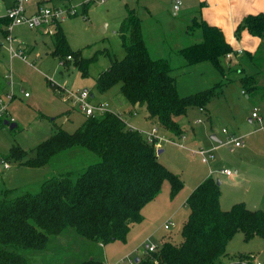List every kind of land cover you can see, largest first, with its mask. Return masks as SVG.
Returning <instances> with one entry per match:
<instances>
[{
	"label": "trees",
	"instance_id": "trees-1",
	"mask_svg": "<svg viewBox=\"0 0 264 264\" xmlns=\"http://www.w3.org/2000/svg\"><path fill=\"white\" fill-rule=\"evenodd\" d=\"M92 0L81 3V14L87 17ZM65 2V3H64ZM40 0L37 5H69L70 0ZM9 20L0 17L5 27ZM5 24V25H4ZM246 30L264 44V12L248 13L234 29L235 36ZM198 31L200 39L178 48L175 53L184 59V65L207 60L223 74L220 58L235 52L225 39L222 30L194 16L187 23L185 32ZM123 56L117 59L104 48L109 58L105 69L95 78V88L104 92L118 84L122 96L129 102L127 111L136 113L143 108L146 118L171 136L181 137L183 129L179 119L188 107L197 106L205 110L212 98L222 94L223 81L196 92L180 95L176 89L175 67L167 58H154L144 43L141 20L133 8L126 13L117 28ZM7 31L4 29V35ZM53 49L65 69L76 68L82 76L88 74V66L96 60L98 53L84 57L79 49L69 46L61 22L54 24ZM254 62L260 48L246 52ZM180 66V67H181ZM229 66V64L227 65ZM239 83L246 97L257 95L264 98L259 75L240 69ZM1 94V93H0ZM72 131L57 127L48 137L30 150L12 145L0 160L18 161L19 165L41 166L70 158L78 149L97 156L91 163L80 164L46 177L36 192L16 193L0 181V264H32L29 253L51 252L49 238L67 230L74 234L70 245L59 246L43 264H59L61 254L69 253L80 243L88 241L100 246L114 241L126 242L132 223L143 219L141 210L153 200L164 181L169 184V197L174 198L183 183L157 158L154 142H149L138 129L133 128L118 111L106 110L95 117H87ZM12 121L6 116L0 117ZM4 124V123H3ZM16 126V125H15ZM220 183L211 175L205 177L187 195L184 203L187 217L181 227V241L173 243L162 238L156 249L145 250L133 264H216L224 255L228 240L236 231H241L244 240L258 235L264 238V211L248 208L243 202L233 203L223 210L219 203ZM69 228V229H68ZM76 241V242H75ZM97 245V244H96ZM99 256L89 254L79 259L70 258L71 264H105ZM251 253H238L227 264L251 262ZM135 259V258H134Z\"/></svg>",
	"mask_w": 264,
	"mask_h": 264
},
{
	"label": "rangeland",
	"instance_id": "rangeland-1",
	"mask_svg": "<svg viewBox=\"0 0 264 264\" xmlns=\"http://www.w3.org/2000/svg\"><path fill=\"white\" fill-rule=\"evenodd\" d=\"M8 1L3 0L4 3ZM36 1L28 0L25 7ZM83 1L87 0H70V5L76 8L77 14L60 22L69 46L79 49L82 56L89 57L102 50L96 60L89 64L86 76H82L72 66L68 69L61 66L58 56L51 53L53 49L51 33H44L42 29L29 28L22 24L14 25L8 33L15 37L13 44L23 48L24 54L28 49L26 60L12 58L10 61L4 35L7 24H4L5 27L0 25V90L3 88L15 93L4 116L16 123L13 128L8 124H0V156H5L10 147L16 144L27 151L32 149L57 127L67 131L75 128L82 114L76 112V115L67 117L68 103L58 94V85L78 89L88 88L93 93L92 104L107 102L111 110L120 112L123 118L143 136L150 131L154 125L146 118L143 108L136 113L128 114L127 111L131 107L120 93L118 84L104 92H99L95 88L97 74L109 63V58L104 54L103 49L106 48L111 56L117 59L123 56L116 31L126 13V7L133 8L140 18L144 43L150 55L154 58H167L170 65L175 67L171 74L175 77L176 89L180 95L207 88L220 80L223 84L222 94L212 98L207 109L200 110L197 106L188 107L186 114L179 119L184 130L181 137L171 136L162 128L156 127L155 134L161 137L156 139L157 149H161V152L157 153V158L182 180L183 186L179 193L171 199L169 184L164 181L151 203L153 205H149L152 210L149 212V220L135 229L134 238L129 236L125 243L114 241L104 248V245L100 246L99 243L93 244L88 241L80 243L77 238L75 249L61 254L57 259L59 264H71L66 260L67 254L71 259L76 256L82 259L89 254L99 256L98 246L102 250L100 257L105 264H133L134 258L142 257L144 254L146 244L158 245L162 238L179 243L181 227L188 213L183 200L189 191L201 182L204 175H208V165L214 169L211 173L212 177L221 181L219 201L223 210L230 208L233 203L243 202L248 208H259L264 211V98H259L258 94L246 97L241 92L238 73L240 69L248 74L257 73L261 85L260 91H263L264 44L259 47L260 39L252 36L245 29L241 30L240 36H235L239 44H229L235 51L242 52V49L245 51L235 52L236 55L229 59L220 58L223 74L207 60L181 66L184 59L175 51L189 43L199 41L198 31L186 33L185 29L191 18L201 16L200 9L204 6L203 3H199L198 0H180L179 8L174 12L172 8L174 0H104L103 2L92 0L87 9V17L84 18L80 12ZM3 2L0 0V3ZM2 13L3 9H0V14ZM243 31L246 32L247 38L241 37ZM254 37L258 40L256 46H252L255 42ZM237 46L239 48L236 49ZM257 48H260L261 54L258 59L254 58L253 62L246 52L253 53ZM47 78L53 79L54 86L46 81ZM24 92L28 95L24 96ZM253 110L258 113V117L251 116ZM223 128L226 132H222ZM232 134L242 140L239 146L224 143ZM211 135H215L221 142L213 140ZM177 143H181L182 146ZM212 145H215L214 157L208 164L190 151L194 147L209 148ZM231 146H233L232 150ZM79 150L81 149L71 152L70 158L41 166L19 165L18 161L10 160L7 162L9 167L4 168V161L0 160L1 185L13 188L16 193L36 192L39 184L46 177L60 172L61 169L85 165L98 159L93 153L88 151L81 153ZM220 168H227L232 171V175L220 173L218 171ZM166 221L172 222L169 228L163 226ZM74 239L71 230L49 238L51 252L29 253L28 255H32L30 257L32 264H43L46 259L50 261L51 254L59 246L70 245ZM225 252L217 259L216 264H227L235 260L236 258L232 259V257L238 253H251L253 257L249 264H254V261L264 264V238L255 235L244 240L242 232L236 231L228 240Z\"/></svg>",
	"mask_w": 264,
	"mask_h": 264
},
{
	"label": "built area",
	"instance_id": "built-area-1",
	"mask_svg": "<svg viewBox=\"0 0 264 264\" xmlns=\"http://www.w3.org/2000/svg\"><path fill=\"white\" fill-rule=\"evenodd\" d=\"M28 0H13L12 4L9 5L5 9V13L3 16H5L9 22L5 27V30L7 31V34L5 36V40L7 42V51L9 53L10 58L18 57L22 60H26V55L23 52V48H20L19 46L16 47L13 43L15 41V38L8 33L11 28L14 25H25L29 28H35V29H42L44 33H52L54 31V24L57 21H62L65 18L69 16H73L77 14V10L72 5H41L37 7L33 12L28 13L25 7V4ZM104 0H100V2H103ZM180 0H174L172 4V8L174 12L179 8ZM85 18L86 16L83 15ZM235 52L241 53V50H236ZM235 52H229L225 55L226 58H231L233 55L235 56ZM46 81H48L51 85L54 86V81L51 78H47ZM58 94H60L61 98L65 100L68 104L69 109H75L80 111L83 115L87 117H95L102 112L106 110H110L109 105L107 102H99L97 104L91 103V95L88 89L82 88H69L63 85H58ZM243 92V90H241ZM14 92L11 90H7L0 94V117L7 114L8 105L11 102V100L14 98ZM28 93L24 92V96H27ZM251 116L256 118L258 117V113H256L255 110L251 112ZM156 126H153L150 131L146 132V135L144 134V137L149 142H154L155 147H158V143L156 142V139H160L161 137H158L156 132ZM223 132H226V130L223 128ZM168 141H173L172 139H166ZM226 144H233V146H239L241 144V140L238 137H235L233 134L229 135L227 140L224 141ZM179 146H182L181 143H177ZM214 147L210 148H202V147H194L191 148L190 151L193 154H197L200 157V160L204 163H207L214 157L213 154ZM3 167L8 168L9 165L7 162H3ZM220 173H224L225 175H231V171L224 168L218 170ZM213 170L209 169V173L211 174ZM172 225V222L166 221L163 226L164 228H169V225ZM146 249L149 251H153L156 249V244H146ZM252 262V261H251ZM244 264H249L246 261H243ZM254 264H260L259 261H254Z\"/></svg>",
	"mask_w": 264,
	"mask_h": 264
},
{
	"label": "crops",
	"instance_id": "crops-1",
	"mask_svg": "<svg viewBox=\"0 0 264 264\" xmlns=\"http://www.w3.org/2000/svg\"><path fill=\"white\" fill-rule=\"evenodd\" d=\"M3 2V0H1ZM38 1L40 0H37L35 3H33L32 5H30L29 7L26 8L27 12L28 13H31L33 12L37 7L41 6V5H44V4H41V5H37ZM199 3L201 2V4L203 3L204 6L201 7L200 9V14H201V17L207 21L208 23L210 24H214L216 26H218L224 36H225V39L230 43H238V39L235 37V34H234V29L236 27V25L240 22V20L242 19V17L248 13H257V12H260V11H263L264 12V0H198ZM13 2V0H9L7 3H0V9H3V13L0 14V17H2L5 13V9L11 5ZM243 34H241L242 38H247L246 36V32L243 31L242 32ZM244 35V36H243ZM15 38V37H14ZM255 38V37H254ZM254 38H251L252 40H254ZM257 38H255V44L252 43L253 45L252 46H256V43L258 40H256ZM15 42V41H14ZM239 44V43H238ZM236 49L239 48L238 46L235 47ZM234 49V48H233ZM28 49L26 50L25 52V55L27 53ZM245 50L242 49V52H244ZM241 52V53H242ZM248 52H251V51H248ZM16 59H20L18 57H14ZM9 59L11 61L12 58H10L9 56ZM22 60V59H21ZM14 61V59L12 60ZM23 61V60H22ZM31 64V63H29ZM68 69V68H67ZM8 72H10V69H8ZM9 74V73H8ZM7 75V73L5 74ZM4 75V76H5ZM69 88H72V87H69ZM85 89H88L86 87H84ZM8 89H1L0 90V93H3L5 91H7ZM89 92H90V95L91 97L93 98V93L91 92L90 89H88ZM15 94V93H14ZM15 96V95H14ZM91 98V100H92ZM11 103V102H10ZM9 103V104H10ZM9 107V105H8ZM69 111V113H66L67 117H71L72 115H76V112L82 114L80 111L78 110H75V109H67ZM128 110V109H127ZM66 111V112H68ZM146 115V113H145ZM84 119V116L83 114L80 116V119L78 120L77 122V125H79L81 123V121ZM149 120V119H148ZM249 120H251V118H249ZM76 125V126H77ZM75 126V127H76ZM223 132V131H222ZM212 136H215V135H211ZM216 137V136H215ZM213 139V138H212ZM213 140H217L219 142H221L220 140H218L217 138L216 139H213ZM242 141V140H241ZM201 147V146H200ZM211 147H214L215 149V145H212ZM210 148V147H209ZM159 149V148H158ZM230 149L232 150L233 149V146L230 147ZM160 152H161V149H160ZM209 169L210 170H214L212 169L209 165H208V175H211L212 174H209ZM220 169H224V168H220ZM219 169V170H220ZM227 169V168H226ZM235 171V169H234ZM232 172V171H231ZM207 174L204 175L203 179L205 177L208 176ZM232 175V173H231ZM230 175V176H231ZM202 179V180H203ZM221 182V181H220ZM190 193V191H189ZM188 193V194H189ZM187 197V196H186ZM186 197L184 198L183 202L185 201ZM154 201L151 200L149 201L148 203H146L142 210H141V213H142V216H143V219L138 222V223H133L131 226H130V229L128 231V234H127V238H126V242H127V239L128 237L132 236L134 238L135 236V229H137V227H141V225H143V223H145V221L149 220L148 218L150 217L149 216V212H151L152 210H150L149 208V205H153L151 204L152 202ZM220 203V201H219ZM152 207V206H150ZM134 235V236H133ZM108 245V244H106ZM104 245L103 248L106 246ZM129 252V251H128ZM126 255H129V254H126Z\"/></svg>",
	"mask_w": 264,
	"mask_h": 264
},
{
	"label": "water",
	"instance_id": "water-1",
	"mask_svg": "<svg viewBox=\"0 0 264 264\" xmlns=\"http://www.w3.org/2000/svg\"><path fill=\"white\" fill-rule=\"evenodd\" d=\"M3 123H4V124H8L10 128H13V127L16 125V123H14V122L8 123V120H4ZM212 138H213V139H216L215 136H212ZM159 152H160V149H157V150H156V153H159ZM217 183H220V181L217 180ZM137 259H138V258L136 257L134 260L137 261Z\"/></svg>",
	"mask_w": 264,
	"mask_h": 264
}]
</instances>
